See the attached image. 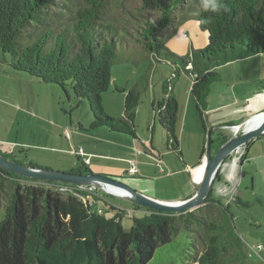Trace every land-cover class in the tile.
I'll use <instances>...</instances> for the list:
<instances>
[{
    "label": "trees",
    "instance_id": "trees-1",
    "mask_svg": "<svg viewBox=\"0 0 264 264\" xmlns=\"http://www.w3.org/2000/svg\"><path fill=\"white\" fill-rule=\"evenodd\" d=\"M124 1L0 0V51L10 54L14 70L59 84L68 97L67 85L71 83L75 97L89 102L91 128L105 126L136 137L139 92L115 86L116 91L125 93L123 117L105 113L103 94L110 89L118 43H140L154 61L170 63L177 74L181 69L191 72V94L207 132V98L211 84L219 79L215 68L264 54V0H222L228 10L218 12L205 11L200 0H137L141 2L138 13L154 10L160 15L156 19L135 15L133 32L127 27L128 20L117 14ZM192 18L208 32V45L192 47L191 53L180 56L168 43L178 26ZM163 106L159 121L168 139L178 143V102L168 96L156 107ZM212 136L215 150L232 137L223 128H214ZM257 138L244 145L245 151ZM75 170L91 173L82 161ZM218 177L219 171L215 180ZM0 178V187L5 180L13 184L8 204L0 209V264H148L159 246L170 242L182 226L191 230L192 225L202 226L207 233V247L197 259L199 264H247V245L235 232L234 214L229 204L213 196V186L196 210L172 213L147 208L148 212L134 217L126 230L122 209L112 205L117 213L108 217L76 196H64L43 184L66 183L28 177L1 166ZM20 179L34 184L22 185Z\"/></svg>",
    "mask_w": 264,
    "mask_h": 264
},
{
    "label": "rangeland",
    "instance_id": "rangeland-1",
    "mask_svg": "<svg viewBox=\"0 0 264 264\" xmlns=\"http://www.w3.org/2000/svg\"><path fill=\"white\" fill-rule=\"evenodd\" d=\"M140 8L141 2L137 0H125L117 8L118 16H123L128 20L127 27L131 32H133L136 23L135 15L140 18L141 14H148L151 19H156L160 15L154 10L138 13ZM118 24L122 25L123 23L115 22V25ZM207 45L208 32L201 30L199 21L196 18L189 19L179 25L168 43L170 50L180 56L191 53L192 46L195 49H201ZM117 50L118 60L114 63L112 69L110 89L103 94V107L106 114L113 117H123L125 93L116 91L115 86L124 88L126 91L130 89L137 90L140 94V102L135 117L136 137L131 134L112 131L105 126L96 129L91 128L93 114L89 102L87 99L79 100L75 97L71 83L67 85L68 97L59 84L46 83L28 73L14 70L10 64V54L0 51V150L2 153H6L12 160L25 165L33 163L39 167L63 172H70L73 168H78L81 161L89 165V156L80 157V161L72 151L74 147L76 149L81 148L82 143L99 153L106 154H116V152L124 151L121 145H115L114 143H133L134 154L133 159L129 161L130 164L127 162L129 166H131V162L141 165V160L146 156V148H152L153 144L157 151L161 150L165 153L167 151L166 139H164L166 130L161 125L158 114L154 112L151 102L153 94L156 98L155 104L164 100L165 91L168 88L172 89V83L175 85L177 76L173 77L172 70L174 66L168 62L154 61L152 57L146 55L143 46L137 42L118 43ZM179 77L181 79L180 84L191 85L193 83L191 72L181 69ZM176 93L181 96L179 89ZM166 94L171 96V91H167ZM189 99L194 108L193 97ZM186 101L187 99H180V112ZM195 120L199 127V135L195 133L191 135L187 132L185 137L189 147V155L193 159L203 155L207 162L208 133L203 129L196 110ZM181 122L179 118L177 134ZM154 126L156 129L153 131ZM192 126L193 121L189 117L186 131L190 128L192 130ZM223 131L231 134L226 129H223ZM239 133H241V130L237 134ZM153 134H155V140ZM203 139L204 143L202 142ZM62 148H64V151H62ZM138 151H140L139 154H137ZM215 152L214 148L213 153ZM183 154L186 155V151ZM242 154L243 152L239 150L234 151L226 159V164L223 165L222 173L225 174L226 172L229 178L226 185L222 184L226 193L223 202L229 204L230 210L234 214L233 225L239 238L248 247H255L252 256L249 255V250H247V255H249L247 264H264V188L257 184L256 190H253L251 177L244 179L243 175L248 169L249 163L246 162L245 166L241 167L239 163ZM171 155L175 158V154ZM150 157L147 161L158 164L155 156ZM188 160L186 159L188 165L197 164ZM96 164V167L104 165L106 170H118L119 168V164L109 162V160L100 159ZM120 167L123 168V173H117L116 180H120L144 195L160 200L183 198L187 196L189 191L193 192L202 182V180L192 181L188 173L171 177L167 166L164 168L165 173L161 171L160 165L159 171L152 170L149 173L158 177L157 180L144 177L146 170L142 165L140 167L142 172L137 166L135 174H129L130 167L122 161ZM75 172L79 171L75 170ZM91 174H93L92 170ZM19 182L22 185L34 184L26 179H20ZM138 182L140 187L137 184ZM43 184L53 189L61 186L59 184ZM63 185L76 186L78 191L77 195L74 196L99 213H105L108 217L114 216L117 213L116 209H122L125 212L122 224L126 230H130L134 217H140L142 214L147 213V211H142L146 207H140L141 210L135 207V203L132 201L116 197L119 193L113 195L110 190L113 185L104 184L105 188L95 184L66 183ZM86 186H91V189L86 188ZM134 186L139 187L141 191ZM12 187L13 184L8 180L3 181V187H0L1 211L8 204ZM107 199L111 200L116 209L112 210V205L111 207L103 205L105 209L101 207L99 202L102 200L107 201ZM108 204L110 203L108 202ZM201 214L206 216L205 212H201ZM192 227L189 230L182 226L180 232L170 242L156 249L148 264H199L197 259L207 247V233L202 226L192 225Z\"/></svg>",
    "mask_w": 264,
    "mask_h": 264
},
{
    "label": "crops",
    "instance_id": "crops-1",
    "mask_svg": "<svg viewBox=\"0 0 264 264\" xmlns=\"http://www.w3.org/2000/svg\"><path fill=\"white\" fill-rule=\"evenodd\" d=\"M215 71L218 72L219 79L214 81L210 86V92L207 98V107L205 110V118L208 129L210 127L222 128L230 125L241 124L243 121L264 111V54H256L243 59H237L228 62L224 65L216 67ZM174 72L175 69L173 68L172 73ZM179 75L180 74L177 75L175 85L172 83L171 89V97L176 98L178 102L179 112L177 123L179 122V118L180 121H182L179 126L178 134L176 129L178 143L175 149L169 148L167 146L168 137L166 132L164 139H166L167 151L165 153L161 150L157 151L154 144L152 145V148H146V156H144V159L141 160V165L145 167L146 172L144 177H146L147 179L157 180L156 178L158 177L153 176L149 173H151L152 170L159 171V165L161 166V171H163L164 173L166 172L164 168L165 166H167L170 171L168 173H170L171 177L174 175L188 173L192 181H201L204 178L207 163L205 156L201 155L200 157H197L195 159L191 158L189 155V147L185 140L187 132L191 135L193 133L199 135V127L197 126V121L195 120V110L197 112V109L196 106L193 108L191 100L189 99L190 97H192V83L191 85L180 84L181 79ZM178 89L181 91V96L176 93ZM166 93L167 91H165V99L166 96H168ZM155 99V95L153 94L151 102L152 108H154V106L156 107L160 102L158 101L155 104ZM180 99H187L186 103L182 106L181 112L179 105ZM189 117L193 121V126L192 130L190 128L188 131H186ZM155 129L156 127L154 126L153 131ZM225 129L228 130L231 135H233L231 130L227 128ZM153 139L155 140V134H153ZM202 142L204 143V139L202 140ZM114 144L121 145L124 151L116 152V154L99 153L96 150L88 147L85 143L81 144L80 147L83 149L85 155L90 157V163L88 166L93 173L116 178L117 173H123V168L120 167L121 161L126 163L128 167H130L129 161L133 159L134 144ZM76 150L77 149L74 147L72 151ZM238 150L245 154L244 159H240L239 164L241 165V167L243 168L246 162L249 163V167L243 175L244 179L246 177H251V187L253 190H256L257 184H259L260 187L264 188V135H261L256 140H254L248 147L247 151H245L244 146ZM62 151H64V148H62ZM185 151L186 155L183 154ZM139 153L140 151L137 154ZM171 154H175V158ZM243 154L241 156H243ZM150 156H155L157 159H161V162L156 164V162L154 163L147 161V159L151 158ZM100 159L109 160V162L119 164L118 170H106V168H104V165H102L101 167L98 165L96 167V163H98ZM186 159H189L188 161L197 164L193 166L188 165ZM226 161L221 165L219 169V177L215 180V183L213 185V196L219 198L221 201H223V197L226 196V193L224 192V186L222 184L224 183L226 185L229 179L226 172L225 174L222 173V168L223 165L226 164ZM141 165H138L137 163L139 170ZM57 169L69 171L62 168ZM137 184L140 187V183L138 182ZM199 185L193 192L189 191L187 193V196L183 198H176L175 200L170 201L184 200L193 196V194H195V192L197 191ZM134 187L140 190L139 187ZM108 202L110 204H108ZM99 203L101 204V207H103V205H108L110 207L111 205H114L110 199H107V201L102 200ZM103 209L105 208L103 207ZM111 209L114 210L113 208ZM139 209L142 210V208ZM142 211L146 212L147 210L143 209Z\"/></svg>",
    "mask_w": 264,
    "mask_h": 264
},
{
    "label": "water",
    "instance_id": "water-1",
    "mask_svg": "<svg viewBox=\"0 0 264 264\" xmlns=\"http://www.w3.org/2000/svg\"><path fill=\"white\" fill-rule=\"evenodd\" d=\"M259 113L246 122L239 125L232 126L234 135L220 146L215 153H213V137L212 131L214 127H210L208 130V143H207V163L204 178L199 185L196 193L184 200L179 201H166L155 199L150 196L144 195L137 190L132 189L130 186L122 183L116 178L102 175V174H85L82 172H63L57 171L50 168L35 167L22 164L20 162L14 161L12 159L6 158L0 153V166L1 168L9 171L19 173L32 178H40L47 180H54L59 182H66L72 184H95L105 188L104 184H110L116 188H120L130 197H123L127 200L132 201L136 205L150 208L159 212H172L178 213L183 211H194L204 204V200L209 194L218 171L225 161V159L234 151L238 150L250 140L264 135V118L255 127H248L247 124L251 122L254 118L263 115ZM237 128V129H236ZM241 130V133L237 134Z\"/></svg>",
    "mask_w": 264,
    "mask_h": 264
},
{
    "label": "clouds",
    "instance_id": "clouds-1",
    "mask_svg": "<svg viewBox=\"0 0 264 264\" xmlns=\"http://www.w3.org/2000/svg\"><path fill=\"white\" fill-rule=\"evenodd\" d=\"M200 2H201V6H202V8L205 10V11H212V12H218V11H220V9L221 8H224V10L225 11H227L228 9L226 8V6H224L223 4H222V0H200ZM173 74H176L175 76H177L178 74L176 73V72H174ZM175 76H173V77H175ZM168 91H171V89H169L168 88ZM168 97V96H167ZM164 107V106H163ZM156 109L154 110V112L156 113V111L159 109V108H157V107H155ZM162 108V107H161ZM164 110V109H163ZM162 110V111H163ZM157 114H158V112H157ZM158 117H159V114H158ZM237 125H239V124H237ZM232 126H235V125H230V126H227V127H222V128H230L231 130H232ZM209 130V129H208ZM232 132H233V130H232ZM207 133H208V131H207ZM233 135H234V133H233ZM232 135V136H233ZM170 140H172V146L170 147ZM167 146L169 147V148H171V149H175L176 148V146H177V142L173 139V138H171L170 137V139H168V141H167ZM243 147V146H242ZM79 149H81V148H78L76 151H74V153H76V154H78L80 157H83V156H85V153H84V155H80V153H78V150ZM240 149V148H239ZM83 150V149H82ZM139 152V151H138ZM137 152V153H138ZM229 157V156H228ZM227 157V158H228ZM226 158V159H227ZM225 159V160H226ZM158 160L159 159H157V162H158ZM161 160V159H160ZM224 163V162H223ZM61 186H64V185H61ZM71 186H74V185H71ZM78 187H80V186H78ZM115 187V186H114ZM199 188V187H198ZM58 191V190H57ZM60 192V191H59ZM61 194H65V195H73V194H70V193H63V192H60ZM111 193H113V192H111ZM196 193V192H195ZM117 193H114L113 195H116ZM74 196V195H73ZM116 197H122V198H124L123 197V195H120V194H118V195H116ZM166 201H170V200H166ZM176 201H179V200H176ZM139 206V205H138ZM140 207H143V206H140ZM139 207V208H140ZM146 210H147V208H146ZM148 212V211H147ZM249 256V255H248ZM252 256V255H251Z\"/></svg>",
    "mask_w": 264,
    "mask_h": 264
},
{
    "label": "built area",
    "instance_id": "built-area-1",
    "mask_svg": "<svg viewBox=\"0 0 264 264\" xmlns=\"http://www.w3.org/2000/svg\"><path fill=\"white\" fill-rule=\"evenodd\" d=\"M176 74H173V76H175ZM165 107L159 108L156 113L158 112V114L164 109ZM172 146V140H170V147ZM78 153H80V155H84L82 148L78 150ZM161 160H158V163H160ZM137 172V164L136 162H131V166L128 170L129 174H135ZM56 190L63 192V193H70L73 195H77V191L78 188L76 186H71V185H64V186H59L58 188H56ZM247 249L253 253V250L255 251V247L254 246H247ZM251 256V255H250Z\"/></svg>",
    "mask_w": 264,
    "mask_h": 264
},
{
    "label": "bare ground",
    "instance_id": "bare-ground-1",
    "mask_svg": "<svg viewBox=\"0 0 264 264\" xmlns=\"http://www.w3.org/2000/svg\"><path fill=\"white\" fill-rule=\"evenodd\" d=\"M263 118H264V114L263 115H260V116H258V117H256V118H254L251 122H249L248 124H247V126L248 127H255V126H257L262 120H263ZM237 129V128H236ZM110 190H111V192H113L112 194H114V193H119L120 195H124V196H126V197H129L127 194H126V192H124L123 190H121L120 188H116V187H113L112 186V188H110ZM130 198V197H129ZM252 254H254V253H252V252H249V255H252Z\"/></svg>",
    "mask_w": 264,
    "mask_h": 264
}]
</instances>
